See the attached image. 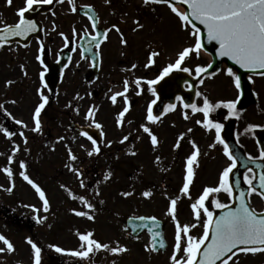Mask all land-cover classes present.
Segmentation results:
<instances>
[{
  "label": "rangeland",
  "instance_id": "1",
  "mask_svg": "<svg viewBox=\"0 0 264 264\" xmlns=\"http://www.w3.org/2000/svg\"><path fill=\"white\" fill-rule=\"evenodd\" d=\"M75 1H84L86 5H91L106 28L112 24L119 26L128 41L127 46L121 44L118 38L120 35L115 30L109 33L108 42L104 44L107 52L110 51L112 56H118V61L125 58L126 53H132L129 57L132 58L133 54L142 52V47L146 45L147 40H150V45L161 46L163 57L157 64L165 67L168 63L175 61L178 50L194 42V38L187 31L180 29L178 18L166 5L145 6L142 0H111V4H106L105 0ZM135 20H139L145 27L134 32ZM86 27L88 28L85 22L84 29ZM56 40L55 38L53 41L56 42ZM35 57L36 55L33 53L25 55L21 59L20 66L6 60L5 72L3 71L0 75V104L4 105L0 109V126L7 127L10 131L17 133L12 140H9L0 132V169L9 166L7 158L12 153L13 143L20 145V151L16 153L11 165L14 173L11 180L3 171H0V233L7 236L16 247L14 253L0 254V264H32L31 249L25 242L29 236L42 248L41 264H54L59 260L58 256L62 260H67L69 264H112L113 260L117 264H169L174 224L171 218L165 215L169 203L168 197L180 196L186 157L192 151L190 140H195L200 150L203 151L199 159L221 157L219 153H213L214 148H209V145L214 142V133L207 132L195 123L197 119H203L200 114L191 115L189 112L191 118L184 120L182 115L184 111L180 112V108L177 107L175 111L162 118L158 124L151 125L160 140L159 147L153 150L149 138L139 129V125L145 123L143 116L145 103L132 108L125 115L123 127H118L116 117L124 107L123 99L118 98L116 105H112L108 99V96L111 95L108 89L111 88L115 92L122 91L123 87L121 82L112 83L109 81V77H106L107 74H102L98 82L95 81L85 87L81 86L77 92L84 99L77 101L80 111L79 114L75 112L74 119L81 124H90V121L85 119V115L87 109L95 105L98 108L95 120L103 125L102 130L99 129L100 135L101 131L104 133L101 135L100 143L102 152L98 156L88 157L85 149L91 148L90 141L74 131H67L65 129L67 121L64 116H58L57 121L51 123L54 129L51 128L52 130L48 134L44 127L42 134L30 131L34 126L31 114L34 106L38 103L37 88L40 87L41 67ZM208 57V54L201 51L198 58L193 54L182 66L192 69L197 65H202L205 60H208ZM115 58L113 57L114 62ZM72 65L69 70L70 74L63 77L59 91L53 98L52 104L58 110H63L67 105L69 95H71L70 89L67 87L78 74L77 64L73 63ZM127 65L119 66L118 64L116 70L120 72ZM25 71L27 75H24ZM4 74L5 79L2 82ZM80 78L77 75L78 81ZM254 78L260 93L258 107L264 108V77L255 76ZM222 79L223 73H218L205 80L201 85V90L210 100L217 101L223 98L225 88L224 85H221ZM9 80L12 81L11 85L7 83ZM92 89H96L98 92L95 96L89 95ZM13 100L16 101L15 104L11 103ZM196 103L199 105V101ZM14 119L24 121L28 124V129H21L20 125L14 123ZM128 121L132 123H128ZM43 124H45L44 120ZM188 128H192L193 131L188 133ZM21 130L28 137L27 145L19 136ZM182 132L186 133L185 139L181 141L179 149H174L173 145ZM129 134H131L129 141L120 144V139ZM60 136H64L66 139L57 142V138ZM73 137L76 139L73 140ZM108 141H113L111 147L106 146ZM68 147H71L79 158L75 162L76 167L84 171L88 164L95 165L97 177L92 182L87 181L88 177L85 174L82 177L85 180V188L80 187L76 175L65 167L69 163ZM128 151H135L137 155H128ZM157 156L160 157L159 162L155 160ZM117 157L119 158L117 159ZM215 159L210 164L207 161H199V163H203L200 166L203 169V179L209 178L212 183L218 179L220 168L223 165V162L217 163L218 160ZM20 160L26 162L29 177L45 190L51 205L48 213H44L42 210L39 213H34L31 207H26V205H35L37 208H42V202L31 185L19 175ZM109 170L113 175L109 181L105 182L103 177ZM61 184L66 185L76 195H84L96 204L95 221L77 217L72 213L71 209L73 208L85 209L78 200H73L68 196L67 192L61 188ZM196 184L197 182L193 183L192 188H195ZM9 187L12 188L10 192L6 190ZM97 189L101 192L100 196L95 195ZM145 190H150L153 195L150 198L143 197L141 193ZM122 191H134V195L124 198L120 195ZM192 198L194 200L197 196ZM220 199L222 201L224 197H220ZM100 200H103L104 203L100 204ZM193 200L186 197L178 200L177 213L182 224L194 222L190 208ZM252 203L258 208L261 205L258 198L253 199ZM2 213L4 215L5 213L13 214V219H19L20 222L18 223L16 220V223H11V219L4 217ZM37 214L47 216L48 219L42 224H37L33 219V216ZM132 214L156 216L163 221L168 244L164 252H146L143 246L149 241L144 233L139 235L138 240L127 236V231H123L124 221L127 216ZM29 219L31 223L28 222ZM77 231H94L95 239L105 243H113L118 239L121 244H126L130 251L119 256L101 251L91 260L81 261L58 254L48 247L49 244H56L65 249L78 248ZM202 233V225L192 231V234L196 236H200ZM2 246L3 244L0 243V247ZM238 260L239 264H264V255L245 256L241 253ZM229 264L232 262L230 261Z\"/></svg>",
  "mask_w": 264,
  "mask_h": 264
},
{
  "label": "snow or ice",
  "instance_id": "2",
  "mask_svg": "<svg viewBox=\"0 0 264 264\" xmlns=\"http://www.w3.org/2000/svg\"><path fill=\"white\" fill-rule=\"evenodd\" d=\"M58 3H64V0H56ZM70 5V11L76 13L78 8L75 4V0H67ZM53 0H23V6L16 10L18 21L15 24L5 23L0 28V49H2L6 43L10 41V38L24 37L27 38L30 34L39 31L38 24L35 20L26 18V13L35 11L38 6L51 5ZM106 4H111V0H105ZM143 5H166L173 14L178 18V26L180 29L187 31L191 37L194 38V42L188 46L182 47L177 52V58L174 63H168L162 68L159 75L154 79L144 80L141 77H137L134 80H129L127 77L123 80V90L115 91L111 88L108 92L111 95L108 96L112 105H116L118 98L123 99L124 107L118 113L116 117V125L120 128L123 127L125 122V115L131 109V102L129 100L128 93L131 89V85L134 84L137 88V95H141L143 92L142 84L148 85V90L152 95L156 96V89L154 85L160 83L165 77L169 76L174 70H180L185 73H191L193 70L188 67H182V64L193 54L198 58L200 53L205 48L204 40L211 43L215 42L218 45L216 48V55L219 57H226L233 61L235 65L245 69L249 72L257 73L264 77V0H142ZM7 4L12 6L13 0H7ZM177 5H186V10L181 11ZM86 9L91 10V5H85ZM155 11V9H153ZM55 15V13H53ZM84 15L91 22L90 27L93 34H89L88 28L84 29L82 39L88 38V47L84 49L86 52H92L93 47L96 49L95 55L100 56L101 46L108 40L109 33L115 30L120 35L121 44L127 46V39L121 32V29L117 24H112L110 27L103 30H99V17L89 14L86 11ZM203 26L204 32L197 26L196 22ZM134 24L136 28L133 31L143 29L145 26L139 20H135ZM53 30H55V24H53ZM59 35L63 38L64 46L68 47L70 43H74L73 39H70L64 32H60ZM77 30L72 28V38L77 36ZM73 52L76 48L71 49ZM81 58L84 59V52L80 53ZM46 49L43 43L40 44L36 60L42 67V71L39 73L40 87L37 88V94L39 97L38 103L34 106L31 114V120L33 127L30 129L33 133H43L42 114L49 105V95L45 94V89L51 92L48 87V83L45 80L46 73L48 72V66L45 63ZM160 56V52L151 51L147 57V62L144 67H152L156 63V58ZM71 61V56L68 57ZM59 62V61H58ZM23 68V65L21 66ZM67 67V65H65ZM90 67H97V62L93 60ZM137 68V64H132L131 69L125 68L122 71L128 72ZM212 68V64L207 66L197 65L194 69L195 75L200 77L201 74L208 73V70ZM226 74L233 78L234 87L241 91V77L237 75L232 67L227 68ZM27 75V72H24ZM215 75V73H211ZM251 79V77H249ZM203 79L200 80L202 84ZM9 85L12 81H7ZM242 94V91H241ZM91 95V93H89ZM197 97L203 98L202 105L197 103H183V119L189 120L190 114H202L203 119H197L195 123L203 127L207 132H215V140L209 145V148H215L217 144L223 145V153L229 163L219 173L218 181L214 186H204L200 195L193 200L190 192L191 185L195 178V168L199 167V156L201 150L195 140H190L192 151L191 154L186 157L183 184L180 188V196L168 197L169 203L165 215L171 218L174 224V236L172 251L169 256V264H239V254L245 256L252 255H264V211H257L251 206V197L253 194H257L264 199V171L257 174L252 167H246V171L243 173V183L247 185V190L241 189V177L236 176V170L238 168L239 158L233 154V150L229 147V144L222 138L221 131L224 128V124L212 119V113L221 107L228 109V116H235L239 118L240 111L237 108L239 103V96L236 100H220L212 102L208 96L203 95L200 92L196 93ZM76 100H82L84 97L77 93L74 97ZM177 100H183L182 97H177ZM11 103L15 104L13 100ZM157 103L156 99H153L146 108V123H141L139 129L149 138V142L156 150L160 145V140L157 134L153 131L151 125L158 124L161 121L160 115L154 114L153 106ZM4 107L0 104V109ZM66 107H72V103L69 102ZM176 104H168L164 109V113L175 111ZM74 111L79 114V107H76ZM98 111L97 106L92 105L87 109L85 119L90 121L89 127L94 126L96 129L103 128V125L96 122L95 115ZM8 115H11L8 113ZM16 125H20L21 129H28V124L20 119H14ZM128 123H132L128 121ZM174 126V125H173ZM258 127H264L262 125H249L246 131H254ZM192 128H188L187 132L191 133ZM0 132L4 136L12 140L17 135L16 132L10 131L7 127L0 126ZM80 135L86 138L91 143L90 149H85L88 157L98 156L101 154L102 149L98 139L93 138L87 131H81ZM101 135L104 133L101 131ZM130 135H124L119 143L124 144L129 141ZM186 133H180L173 145L174 149H179L181 141L185 139ZM19 136L23 139L25 145L28 144V137L25 132L21 130ZM139 138V137H137ZM66 138L60 136L57 138V142L63 141ZM76 138L73 137V140ZM113 141L107 142V147H111ZM81 147H84L81 145ZM27 150V149H26ZM20 151V145L13 143V149L11 155L8 156V167L0 169L11 180L14 173L11 165L14 161L16 153ZM68 161L65 165L70 172H73L79 180L81 188H85V180L82 178L84 173L81 168L75 166V162L79 159L72 151L71 147L67 148ZM128 155L135 156V151H128ZM119 157H117L118 159ZM247 159L256 163V160H264V147L259 150V157H254L251 154L247 155ZM156 162H159L160 157L155 158ZM258 167H264L258 165ZM20 172L19 175L35 190L39 200L42 202V208H37L35 205H26L31 207L34 213H39L41 210L44 213L50 211V201L46 195L44 189L39 184L34 182L27 174V164L24 160L19 161ZM112 171L109 170L105 173L103 180L109 181L112 178ZM235 177V179H234ZM257 183L259 187L257 188ZM61 188L64 189L68 196L73 200H78L85 210L71 209L72 213L77 217L86 218L89 221H95L96 217V204L92 203L84 195H76L66 185L61 184ZM7 191H12L9 187ZM237 190L238 195H237ZM220 193H225L229 198V203L221 202L218 198ZM96 196H100L99 189L95 192ZM120 195L124 198H128L134 195V191H122ZM145 198H150L153 193L150 190H145L141 193ZM182 197H186L189 200H193L190 204L191 213L194 222L193 223H181L178 219L177 205L178 200ZM211 199V205L215 209H222L223 211L219 216L215 215L213 210L209 207V198ZM100 204L104 201L100 200ZM236 206L233 207L232 205ZM33 219L37 224L44 223L48 217L34 215ZM132 219V218H130ZM134 219L139 221H151V227L148 225H137L133 228L143 227L147 228L150 233V240L144 244V250L146 252H159L161 249L167 247L163 234L156 230L160 224L156 216H138ZM203 228V234L196 236L192 234L193 229L198 226ZM51 227V225H48ZM123 231H128L127 227ZM79 246L75 249H65L56 244H49L48 247L53 249L56 253L61 255H67L78 260H91L97 253L104 251L112 254L113 256H119L130 251V248L126 244H121L117 239L113 243H105L95 239L94 231L80 232L77 231ZM139 239V236L133 237ZM31 249L32 264H41L42 261V248L38 245L32 237H27L25 241ZM0 243L3 244L0 247V254L14 253L16 247L14 243L4 234L0 233ZM114 244V246H113ZM112 264H117L115 260Z\"/></svg>",
  "mask_w": 264,
  "mask_h": 264
},
{
  "label": "flooded vegetation",
  "instance_id": "3",
  "mask_svg": "<svg viewBox=\"0 0 264 264\" xmlns=\"http://www.w3.org/2000/svg\"><path fill=\"white\" fill-rule=\"evenodd\" d=\"M75 4L78 8V11L76 13H73L70 11V5L67 1H64V3H58L56 0H53V3L51 5H43L38 6L35 11H31L26 13V18L33 19L37 22L39 31L36 33L30 34L27 38L24 37H14L10 38V41L5 44V46L0 49V75L4 71L5 62L6 60H9L10 62H13L16 65H21V59L30 53H33L35 55L38 54V49L41 43L44 44L46 49V56H45V63L48 66V72L46 73L45 80L48 83L49 89H51V92H49L47 89H45L46 94L49 95V105L47 106L45 115H46V128L45 132L49 133L52 129H54L53 125L51 123L57 121V119L60 117V115L64 118H66L67 121V127L65 128L67 131H74V133H77L80 135V132L74 128L73 124L77 125H88V124H81L78 121L74 119L75 111L74 109L77 107V101L74 99L77 92H79L78 89L81 88V86L85 87L90 85L91 83H94L95 81L98 82L101 78L102 74H107L106 77H109V81L113 82H121V85L123 87V80L127 77L129 80H134L137 77H141L144 80L148 79H154L156 78L162 68L163 65H158L157 62L161 61L162 59V48L158 44H152L150 45V40L146 41V45L142 47V52H138L136 54H133L132 58H129L132 54H125V58H121L118 61V56L111 55L112 53L109 51L107 52L104 44L108 42V40L101 46L100 49V56L97 57L95 55L96 49L93 47L92 55L94 57H97L99 59V68L96 72V75H89V72L91 70L90 64L92 62L90 57L84 56L85 58L82 59L80 53L82 51V46L80 45V38L84 34V26L85 22L87 23L89 34H93L92 30L86 20V17L80 14V8L85 5L84 1H75ZM23 6V0H13L12 6H9L7 4V0H0V28L4 26L5 23L8 24H15L18 21V17L16 15V10ZM55 13V15H53ZM53 24H55V30H53ZM75 27L77 30V36L75 38H72V28ZM99 27L106 28L102 25V22L100 21ZM60 32H64L66 35L70 37V39L74 40V43H70L68 47L64 46L63 38L59 35ZM57 39L56 42L53 41L54 39ZM120 39V37H118ZM104 46V47H103ZM75 47L76 51L73 52L71 49ZM62 49H65L69 55L71 56V61L67 59V67H64L62 75L59 76L55 71V65L58 62L59 54ZM153 51L160 52V56L156 58V63L149 68H145L144 65L147 62V57L149 53ZM113 57L115 58V62L113 60ZM80 61V62H79ZM175 62V61H174ZM173 62V63H174ZM76 63V71L78 74H76L74 80L69 82V86L67 87L70 89L71 95H69V102L72 103V107H64V109H61V113H59V110L55 108V106L52 104L53 98L58 93V89L61 85V82L63 80V77L65 75L70 74V69L73 66L72 64ZM78 63H80L78 65ZM128 63V65H127ZM137 64V68L132 71H120L118 72L116 69L118 68L117 65L123 66L127 65L125 68L131 69L132 64ZM41 67V65H40ZM41 67V71H42ZM110 71V72H109ZM5 72V71H4ZM77 75H79L80 81H78ZM255 76L260 75H252L249 76L251 79H249L251 90L254 93V97L257 99L260 96L259 89L257 87ZM5 79V74L2 78V82ZM221 85H224V96L221 98V100H236L238 96L241 95V91H238L234 87L233 78L224 74L222 79ZM103 81L104 78H103ZM131 89L128 93L129 100L131 102V109L135 108L138 105H142L145 103V109L143 108V116H146V108L147 105L153 100V95L148 90V85L146 83L142 84L143 92L141 95H137V88L134 84L131 85ZM201 88V87H200ZM199 92L203 94V92ZM123 90V88H122ZM134 92V93H132ZM89 93L91 95H96L98 92L96 89H92ZM202 99V96L199 97ZM200 99V101H202ZM176 103H179V100H176ZM179 107V105L177 106ZM180 108V107H179ZM238 108V106H237ZM130 109V110H131ZM240 111L239 118L235 116H228V109L223 108L222 109V115H223V121L224 123L228 120L233 121V135L235 138L236 143L243 149L246 156L248 154H251L254 157H259V150L261 147H259L256 144L253 131L249 132L246 131L249 125H262L264 126V109L258 108L255 105H249L246 109ZM183 111L180 108V112ZM56 112L59 115H56ZM173 111L169 112L168 114L172 113ZM168 114L163 116L162 118L166 117ZM203 118L202 114H200ZM59 116V117H58ZM161 118V119H162ZM261 121V122H260ZM146 123V121H145ZM52 128V129H51ZM264 128V127H263ZM213 133V131H212ZM81 136V135H80ZM203 151H201V154ZM213 153L217 154L219 153L221 155L220 158H211L206 157L204 159H199V161H207L208 164H210L214 159L218 160L217 163L223 162L222 167L220 170L227 166L229 161L224 156L223 153V145L217 144V146L213 149ZM200 157V156H199ZM203 163H199V167L195 169V178L194 182H197L196 185H194L195 188H190L191 196H199L200 193L203 190L204 186H214L218 179H216L213 183L209 178L203 179V169L200 168V166ZM246 171V170H245ZM244 171V172H245ZM243 172V173H244ZM243 173L241 174V178L243 176ZM243 182V180H242ZM162 184H165L162 182ZM246 185V184H245ZM220 197H227L225 193H220L218 195V198ZM252 198H258L257 196H252ZM261 202V201H260ZM259 209H263V205L261 202V205Z\"/></svg>",
  "mask_w": 264,
  "mask_h": 264
},
{
  "label": "water",
  "instance_id": "4",
  "mask_svg": "<svg viewBox=\"0 0 264 264\" xmlns=\"http://www.w3.org/2000/svg\"><path fill=\"white\" fill-rule=\"evenodd\" d=\"M178 6L183 7L184 11L186 10V5H178ZM86 11H89V14L94 15V12L92 10H89L86 8L81 10L82 13H85ZM196 24L198 27L201 28L202 32L205 31L203 29V26L199 25L198 21L196 22ZM204 44H205L204 51L207 52L211 58V61L209 64H212V68L208 70L207 74H211L213 72L218 71L219 68L224 65L227 68L232 67L233 71H235V73L241 77V86L243 88L244 95L242 94L239 100V106L241 108H244L249 102L247 100L250 99V97L249 99L248 97L245 98L246 97L245 92L248 93L247 91H249V89L247 88L248 84H247L246 76L254 72H249L245 69L240 68L238 65H235L233 61L229 60L226 57L217 56L215 53H216V48H218V45H216L215 42L209 43L206 40V36H205ZM66 59H67V54L65 52H62L60 56V61L56 67V70L59 73L62 72V69L66 64ZM185 83L189 85V88L185 89L183 87ZM196 85H197L196 78H193L189 73H185L180 70L172 72L169 76L165 77L164 80L160 81V83L154 85V88L156 89L155 99L157 100V103L153 106L154 114L161 116L164 112L165 105L174 104L177 96L183 98L182 103H193L194 97H195ZM75 127L78 130L87 131L90 135L93 136V138H96L99 141L98 132L95 128L79 127V126H75ZM232 129H233L232 124L230 123L226 124V126L221 131V135H222V138L225 140V142L228 143L229 147L233 150V154L239 158L238 168L236 170V176L241 177V172L245 170L246 167H252L254 171H256L257 174H259L260 169L263 170V168L258 167V165L262 166L263 162L256 160V163H253L252 161L248 160L245 157L244 153L235 144V141L232 137ZM254 133H255V137H256L258 145L263 147L264 146V130H254ZM256 186L257 188L259 187L258 183ZM240 190H245V191L247 190V187L243 185L242 181H241ZM238 191L239 190H237V195H238ZM232 206L235 207L236 205L233 204ZM223 211H226V209L225 210L217 209L215 211V215L219 216ZM134 218L135 217H129L126 220L127 226L131 228L132 236H135L138 233H140L142 230H145L149 234V237H150V233L148 232L147 228L139 227V228H136L135 231H133V228L136 227L137 225H148L149 227H151V221H147V220L139 221ZM159 224L160 226L156 230L160 231L163 234L162 225L160 221H159ZM164 249H161L160 251H163ZM217 264H220V262L218 261Z\"/></svg>",
  "mask_w": 264,
  "mask_h": 264
},
{
  "label": "trees",
  "instance_id": "5",
  "mask_svg": "<svg viewBox=\"0 0 264 264\" xmlns=\"http://www.w3.org/2000/svg\"><path fill=\"white\" fill-rule=\"evenodd\" d=\"M0 212H1V211H0ZM2 214H3V213H2ZM3 215H4V214H3ZM4 217H6V218H10V219L12 220V221L10 220L11 223H16V220H17V219H16V220L13 219V217H14L13 214H6V213H5ZM17 221H18V223L20 222L19 219H18ZM28 222H30V220H28ZM21 225H23V224H21ZM58 263H59V262L56 261L54 264H58ZM63 263H64V262H63ZM64 264H69V262L66 261Z\"/></svg>",
  "mask_w": 264,
  "mask_h": 264
},
{
  "label": "bare ground",
  "instance_id": "6",
  "mask_svg": "<svg viewBox=\"0 0 264 264\" xmlns=\"http://www.w3.org/2000/svg\"><path fill=\"white\" fill-rule=\"evenodd\" d=\"M181 11H184L182 7L178 6Z\"/></svg>",
  "mask_w": 264,
  "mask_h": 264
}]
</instances>
